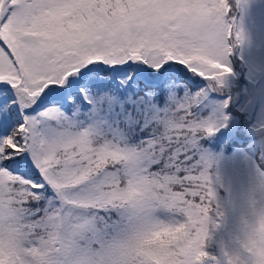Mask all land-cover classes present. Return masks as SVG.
I'll use <instances>...</instances> for the list:
<instances>
[{
  "label": "snow or ice",
  "instance_id": "obj_1",
  "mask_svg": "<svg viewBox=\"0 0 264 264\" xmlns=\"http://www.w3.org/2000/svg\"><path fill=\"white\" fill-rule=\"evenodd\" d=\"M241 39L229 0H0V264H202Z\"/></svg>",
  "mask_w": 264,
  "mask_h": 264
},
{
  "label": "trees",
  "instance_id": "obj_2",
  "mask_svg": "<svg viewBox=\"0 0 264 264\" xmlns=\"http://www.w3.org/2000/svg\"><path fill=\"white\" fill-rule=\"evenodd\" d=\"M263 1L240 0L237 5L236 0H229L233 6L235 26L242 37L241 42L235 46L236 56L244 62V76L248 77H244L240 84L242 90L240 99L244 98L240 102L250 99L252 91L250 83L254 82L259 86L261 77L255 75L264 67V47L261 46L263 33L258 21V7ZM250 40L254 41L252 46L248 45ZM231 63L234 69L232 77H234L237 70L232 59ZM216 97L222 98L210 95L208 101L202 106L203 112L206 113L213 108L212 102ZM232 110L233 116L229 122L228 134L205 141L206 150L213 154V162L210 163L211 176L213 174L219 176L218 184L211 180L216 194L213 208L222 211L224 219L222 221L221 217L213 215L215 222L211 221L208 226V236L203 249L208 256L202 264H221L218 258L222 253L226 259L233 255L242 256L244 254L241 247L244 237L242 233H245L247 226L252 222L255 212L264 207V183L260 185L261 180H264V150H258L257 135L238 131L242 127V123L238 121L241 111L238 108H232ZM243 124L246 130L253 129L249 123ZM220 162L222 168L218 166ZM224 173L227 176L224 177ZM253 193L256 195L253 196ZM230 232L234 235V239Z\"/></svg>",
  "mask_w": 264,
  "mask_h": 264
},
{
  "label": "rangeland",
  "instance_id": "obj_3",
  "mask_svg": "<svg viewBox=\"0 0 264 264\" xmlns=\"http://www.w3.org/2000/svg\"><path fill=\"white\" fill-rule=\"evenodd\" d=\"M258 21L261 25V32L263 33V39L261 41V46L264 47V1L259 4L258 7ZM253 40L248 41V45H253ZM233 64L235 65V68L237 70V74L232 77H228V84L227 88L225 89L226 93L231 95L233 98L232 108H238L239 111H241V114L238 116L239 123H242V127L238 131H244L245 133L249 135H257L256 137L260 140V135L254 130L256 127H258L260 124H264V67L260 69V71L255 75L256 77H261L259 80V86L256 83H250L252 85L251 92H250V99L246 102H240L243 99H240V95L242 93L241 90V81L244 79V77H247V75L244 76V62L236 56V50L234 48V53L231 57ZM247 66V62H246ZM251 66V65H250ZM253 68V67H252ZM245 70H247L245 68ZM248 71V70H247ZM248 78V77H247ZM263 85V86H262ZM222 98H214L212 102V107H216L220 104ZM257 104H259L257 106ZM254 108L255 111H254ZM243 123H249V126L252 128L253 131L246 130ZM251 123V124H250ZM206 155L208 157L209 163L213 162V154L206 150ZM219 167L222 168V163L218 164ZM228 166V164H227ZM226 166V167H227ZM224 177L227 176L226 173L223 174ZM211 180L213 183L218 184L219 183V176L218 175H212ZM264 180H261L260 185H263ZM256 194L253 193V196ZM252 196V197H253ZM217 205V204H216ZM219 213V215H217ZM221 217L222 221L224 219V215L222 211H219L217 208H213V212L211 214V221L215 222L214 216ZM242 221V220H241ZM244 223V222H243ZM245 225V224H244ZM244 235V232L242 233ZM231 237L234 239V235L230 232ZM215 241V240H214ZM213 241V242H214ZM236 241V240H235ZM227 247V246H226ZM222 249V248H221ZM230 255V253H229ZM223 256V258H221ZM219 259V261H218ZM217 261L221 264H227L228 259L225 258V255L223 253L220 255V258H218Z\"/></svg>",
  "mask_w": 264,
  "mask_h": 264
},
{
  "label": "clouds",
  "instance_id": "obj_4",
  "mask_svg": "<svg viewBox=\"0 0 264 264\" xmlns=\"http://www.w3.org/2000/svg\"><path fill=\"white\" fill-rule=\"evenodd\" d=\"M241 247L246 251V264H264V207L258 209L247 226ZM239 255H233L236 259Z\"/></svg>",
  "mask_w": 264,
  "mask_h": 264
}]
</instances>
